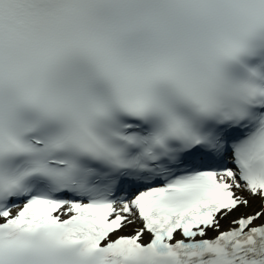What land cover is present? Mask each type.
<instances>
[{
    "label": "snow or ice",
    "instance_id": "6c2138e0",
    "mask_svg": "<svg viewBox=\"0 0 264 264\" xmlns=\"http://www.w3.org/2000/svg\"><path fill=\"white\" fill-rule=\"evenodd\" d=\"M0 264H264V0H0Z\"/></svg>",
    "mask_w": 264,
    "mask_h": 264
}]
</instances>
